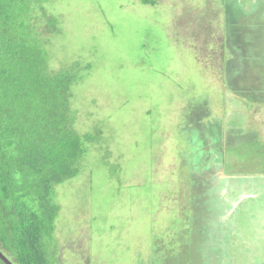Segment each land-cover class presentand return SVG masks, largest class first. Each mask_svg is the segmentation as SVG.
<instances>
[{
  "label": "rangeland",
  "instance_id": "rangeland-1",
  "mask_svg": "<svg viewBox=\"0 0 264 264\" xmlns=\"http://www.w3.org/2000/svg\"><path fill=\"white\" fill-rule=\"evenodd\" d=\"M157 2L53 0L38 13L53 70L92 65L74 88L77 131L104 133L56 189L50 253L264 264V0Z\"/></svg>",
  "mask_w": 264,
  "mask_h": 264
},
{
  "label": "trees",
  "instance_id": "trees-1",
  "mask_svg": "<svg viewBox=\"0 0 264 264\" xmlns=\"http://www.w3.org/2000/svg\"><path fill=\"white\" fill-rule=\"evenodd\" d=\"M51 1L0 0V242L17 264L57 263L50 253L61 212L56 189L82 174L89 144L104 134L75 127L74 88L92 65L52 69L51 42L40 33L48 16L38 14ZM60 25L48 20L51 38Z\"/></svg>",
  "mask_w": 264,
  "mask_h": 264
},
{
  "label": "flooded vegetation",
  "instance_id": "flooded-vegetation-1",
  "mask_svg": "<svg viewBox=\"0 0 264 264\" xmlns=\"http://www.w3.org/2000/svg\"><path fill=\"white\" fill-rule=\"evenodd\" d=\"M1 254L3 255L4 258L8 260L5 261L2 257ZM0 264H17L16 259L13 255L9 254L6 252V250H3L1 242H0Z\"/></svg>",
  "mask_w": 264,
  "mask_h": 264
},
{
  "label": "crops",
  "instance_id": "crops-1",
  "mask_svg": "<svg viewBox=\"0 0 264 264\" xmlns=\"http://www.w3.org/2000/svg\"><path fill=\"white\" fill-rule=\"evenodd\" d=\"M238 44H239V43H238ZM238 44H235V45H234V47H233L234 49H233V50H236V49L238 50V49H241V48H242V46H241V48H238ZM231 49H232V48H231Z\"/></svg>",
  "mask_w": 264,
  "mask_h": 264
},
{
  "label": "water",
  "instance_id": "water-1",
  "mask_svg": "<svg viewBox=\"0 0 264 264\" xmlns=\"http://www.w3.org/2000/svg\"><path fill=\"white\" fill-rule=\"evenodd\" d=\"M1 257H2V258L5 260V261H7V262H8V260H7L6 258H4L2 254H1Z\"/></svg>",
  "mask_w": 264,
  "mask_h": 264
}]
</instances>
